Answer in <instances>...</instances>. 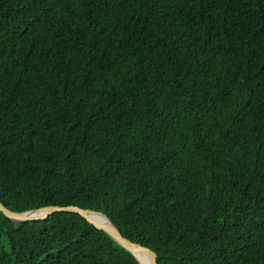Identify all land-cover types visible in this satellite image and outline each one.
Returning <instances> with one entry per match:
<instances>
[{
  "label": "trees",
  "instance_id": "16d2710c",
  "mask_svg": "<svg viewBox=\"0 0 264 264\" xmlns=\"http://www.w3.org/2000/svg\"><path fill=\"white\" fill-rule=\"evenodd\" d=\"M0 199L264 264V0H0ZM0 264L141 263L78 212L0 211Z\"/></svg>",
  "mask_w": 264,
  "mask_h": 264
},
{
  "label": "water",
  "instance_id": "95a60500",
  "mask_svg": "<svg viewBox=\"0 0 264 264\" xmlns=\"http://www.w3.org/2000/svg\"><path fill=\"white\" fill-rule=\"evenodd\" d=\"M0 211H2L8 218L16 222H24L28 220H36L48 217L50 214L56 211H74L80 213L88 221L93 223L96 227L108 232L117 242H119L127 250L131 251L137 258L139 252L145 253L148 257L147 264H158L157 252L151 247L142 244L137 241H133L129 237L125 236L121 230L113 223L109 216L99 210L85 208L75 204L69 205H59L52 204L47 206H42L39 208L28 209L24 211H15L7 207L0 199ZM95 215H100L105 219H100L95 217ZM140 263L141 260L138 258Z\"/></svg>",
  "mask_w": 264,
  "mask_h": 264
},
{
  "label": "bare ground",
  "instance_id": "6f19581e",
  "mask_svg": "<svg viewBox=\"0 0 264 264\" xmlns=\"http://www.w3.org/2000/svg\"><path fill=\"white\" fill-rule=\"evenodd\" d=\"M95 217L100 218V219H105L104 217L100 215H95ZM138 258L141 260L142 264H147L148 263V257L145 253L139 252L137 254Z\"/></svg>",
  "mask_w": 264,
  "mask_h": 264
}]
</instances>
